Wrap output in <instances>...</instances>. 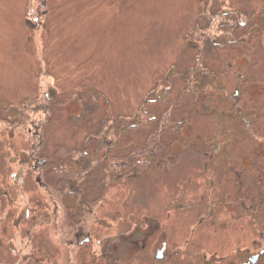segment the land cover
<instances>
[{
  "label": "rangeland",
  "instance_id": "obj_1",
  "mask_svg": "<svg viewBox=\"0 0 264 264\" xmlns=\"http://www.w3.org/2000/svg\"><path fill=\"white\" fill-rule=\"evenodd\" d=\"M248 12L257 23L264 17V0H0V229L7 213L18 220L29 206L30 216L38 219L44 213L43 207H35L39 198L49 213V200L57 204L55 194L48 198L38 190L46 185L44 179L36 183L40 171H32L31 149L41 140L49 156L46 171L58 169L94 135L96 124L106 121L114 149L112 173L105 175L104 165L98 166L91 187L106 186L101 204L113 218L118 213V228L146 215L159 221L170 242L177 241L175 235H189L202 189L210 181L216 184L214 192L234 189L224 176L210 171L216 156H257L264 165V45L250 41L233 47V32L228 37L218 32L219 25H231V19L240 15L242 20ZM206 39L227 44L206 54L214 77L204 83L213 81V86L205 84L204 91L193 96L180 95L184 102L173 120L180 132H173L177 125H168V131L153 140L154 165L145 173L119 167L115 157L148 145L144 139L149 134L125 130L132 117L142 104V111L151 116L165 111L160 97L167 92L170 71L181 77L205 62L200 50ZM247 40L248 36L242 38ZM183 80L175 86L173 101L188 87ZM82 108L86 117L76 121ZM122 129L119 140L114 139ZM221 142L228 144L220 148L223 153L215 148ZM65 170L62 167L60 173ZM262 173L255 175V186L263 183ZM88 194L98 196L91 189ZM186 203L194 206L184 211ZM49 219L53 223L34 234L46 237L44 254L53 257L58 249L51 236L58 229L56 217L50 214ZM88 230L93 237L104 235L94 224ZM14 231L10 228L9 235L19 236L16 250L24 254V230L21 236ZM235 231L228 226L219 240L212 231L198 228L193 236L207 241L209 252L221 247L232 253L248 242L233 240L234 235H248ZM0 248V264H8L1 239Z\"/></svg>",
  "mask_w": 264,
  "mask_h": 264
},
{
  "label": "flooded vegetation",
  "instance_id": "obj_2",
  "mask_svg": "<svg viewBox=\"0 0 264 264\" xmlns=\"http://www.w3.org/2000/svg\"><path fill=\"white\" fill-rule=\"evenodd\" d=\"M86 143L87 146L77 150L76 156L66 157L71 166H68L67 162H63V166L58 164L59 174L57 173L56 176L53 169L46 171L49 156L42 141H39L36 148L31 149L29 161L34 164L32 171L35 169L40 171L36 183H41V179H44L46 185L45 188L38 187V190L48 198L55 194L57 204L53 206L48 199L53 207L52 213H49L43 200L37 199L36 202L40 204L37 206L34 204L35 207L44 208V213L38 219L30 216V206L23 209L24 215L18 220L10 219L12 215L10 213L6 214L7 219L2 222L3 226L0 229L2 251H6L9 255L4 257L5 262L8 264H264V180L262 184L257 183L256 186L254 182L257 177L255 175H260L262 172L264 175V165H261L262 160H257V156L242 157L237 160L226 155L216 156L215 167L211 165L215 169L210 171L221 177L224 176L222 179L232 184L234 189L214 192L216 184L210 181V185L202 189L197 199L200 202L199 205H195L194 221L188 227L189 235L182 238L175 235L177 241L170 242L167 232L162 229L159 221L150 216L145 215L138 222H130V226L118 228L116 222L118 213L114 214L113 218V213L106 211V206L101 204L104 196L103 199L100 196L105 194L106 186L104 189L91 187L95 173L99 170L98 166L104 165L101 170L105 175L111 172L112 152H114L112 142L109 143V139H101L88 140ZM224 147H228V144L223 142L215 144L216 150L219 148L222 153L224 151L220 148ZM62 167L66 169L65 174L60 173ZM69 169L73 172H69ZM71 173L72 178L69 177ZM205 174L208 176L206 172ZM22 182L19 180L20 184ZM89 185L91 186L88 187ZM90 189L98 196L90 197L88 194ZM21 193H24L23 189ZM39 200L41 201L38 202ZM192 206L194 205L186 203L185 206L179 207L184 209ZM182 209L177 210L181 212ZM54 211L57 215L53 213ZM50 214L56 217L55 228L59 232L56 230V235L51 236L58 249L53 257L52 253L48 256L44 254L46 237L34 234V230L51 222ZM188 219L192 220L193 217L189 216ZM22 224L25 225L24 228L17 231ZM93 224L97 228H103V236H91L88 227ZM228 226H234L237 232L242 229L248 233L245 237L239 238L235 235L232 237L236 241H248L247 247L238 246L232 253H226L221 247L209 252L207 241H197L193 236L195 231L201 228L203 231H212V236L221 240ZM10 228L19 235L24 230V235L20 236L24 240L26 253L20 255L17 252L16 240L19 236L13 235L12 238L9 235ZM227 238L231 239L230 234ZM79 249H82L81 254L78 252Z\"/></svg>",
  "mask_w": 264,
  "mask_h": 264
},
{
  "label": "trees",
  "instance_id": "obj_3",
  "mask_svg": "<svg viewBox=\"0 0 264 264\" xmlns=\"http://www.w3.org/2000/svg\"><path fill=\"white\" fill-rule=\"evenodd\" d=\"M232 15V13H231ZM223 16H228L227 12L223 13ZM252 14L251 13H245V17L240 20V15L238 17H236L237 19L233 20V19H229L231 22H233L231 25L228 24H222L219 25L218 27V32L220 34H227L229 33L230 36H232V34L230 32H233L234 36L232 38L233 42L229 43L231 44H235L233 47L236 46H241V45H248V43L250 41H252V43L257 42L260 45H264V17H260L257 21V23H254L253 18H252ZM232 27V31L228 30ZM240 32V33H239ZM244 36H248V40L246 41V43L244 41H242V38H244ZM241 42V43H240ZM228 44V45H229ZM219 44V40H204L203 41V47L200 50L201 51V57L202 60H205V62H201V64L198 66V68L196 69H190L185 71L181 77H178L179 75L174 71H170L168 77L169 80L166 83V88L168 87V89L166 90L167 92H165V94L161 97L160 99L163 97V105H165L166 109L164 112H162L158 117L156 116H151L150 113L148 112V110H146L145 112L142 111V106H144L143 104L140 107V111H138V113L132 117V122L131 125H127L126 129L127 133H139V132H143L144 134H149L148 137L144 140L148 141V145L146 147H143L142 149H138L136 151H131L128 154L122 156V157H115L116 159H114L117 162V165L119 167H126L129 169H134V172H139V171H143L144 169L147 170L149 169L150 165L153 164L154 162L152 161V152H153V148L151 147V143L154 142L153 140L162 133H166V131H168V127L172 126V124L177 125L175 130L173 132L179 133V125L178 123L174 122L173 120L176 118L175 115H177V112L180 109L181 104H183L184 99L183 97H181L180 95L186 94L185 96H189V93L191 94V96L194 95V93L196 92H202L204 91V87L205 84H207L208 88L213 86V81L211 82H207L204 83V80L210 79L211 77H214V73L212 71H210V63H209V55L206 57L207 53H210L212 51H216L217 49H221L223 47H225L227 44ZM200 57V58H201ZM209 69V71H208ZM185 78V80H183L182 78ZM168 79V78H167ZM182 80L185 82L187 81V86L190 87L191 89H189L188 87H186L184 89V91L182 90V92L180 91L178 93V98H176L174 101L172 99V93L173 91L176 89L175 86H177L178 83H181ZM192 91V92H191ZM181 97V98H180ZM157 100H159L157 98ZM146 102V101H145ZM153 102H156V98L153 99ZM146 104V103H145ZM85 106H83L84 108ZM95 108H97V105H94ZM82 108V109H83ZM88 106H86L85 109H87ZM85 109H83L82 111V115L79 116L80 118L75 117L76 121H80L82 120V117L84 119L85 113ZM175 117V118H174ZM185 122L181 123L184 124ZM107 122L106 121H101L99 123H97V130L94 133L93 136H91L90 139L88 140H106L109 139L107 131H106V126ZM169 125V126H168ZM119 127V126H118ZM172 128V127H171ZM170 128V129H171ZM116 129V127H115ZM106 131V133H105ZM124 131V129H122V131H118L116 134V136H113L114 139H118L121 137L122 132ZM109 132V131H108ZM107 134V136H106ZM90 135V133H89ZM88 135V136H89ZM180 136V134H179ZM155 143V142H154ZM87 146V143L82 146L85 147ZM113 159V158H112ZM68 166H71L70 163H68ZM152 165V166H153ZM144 170V171H145ZM54 173H58L59 174V169L53 170ZM143 171V172H144ZM69 172H73L72 169H69ZM63 173V172H62ZM145 173V172H144ZM143 173V174H144ZM142 174V173H140ZM61 175V174H60ZM130 174H128L127 176H129ZM56 176V175H54ZM62 176V175H61ZM72 173L69 175L70 178H72ZM66 177V176H65ZM60 178V177H59ZM91 185H89L88 187H90Z\"/></svg>",
  "mask_w": 264,
  "mask_h": 264
}]
</instances>
